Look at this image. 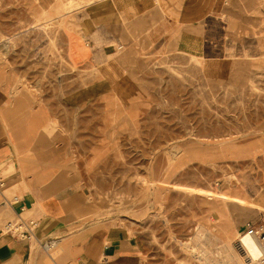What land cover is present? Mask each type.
Masks as SVG:
<instances>
[{
    "label": "rangeland",
    "instance_id": "1",
    "mask_svg": "<svg viewBox=\"0 0 264 264\" xmlns=\"http://www.w3.org/2000/svg\"><path fill=\"white\" fill-rule=\"evenodd\" d=\"M95 1L61 0L58 15L57 0H0V61L46 108L87 202L58 237L105 229L137 240L145 264H200L188 244L209 264H231L233 247L257 264L239 239L264 226V48L241 34L248 48L220 61L155 44L71 67L63 32Z\"/></svg>",
    "mask_w": 264,
    "mask_h": 264
},
{
    "label": "crops",
    "instance_id": "2",
    "mask_svg": "<svg viewBox=\"0 0 264 264\" xmlns=\"http://www.w3.org/2000/svg\"><path fill=\"white\" fill-rule=\"evenodd\" d=\"M77 15L76 27L66 26L63 32L71 67L107 57L110 61L117 52L138 53L155 44L220 61L229 50L248 48L241 34L251 35L264 48V0H96ZM13 74L0 61V171L14 167L15 173L4 177L20 201L0 211V229L24 209V218L39 223L37 236L59 239V244L46 254L33 244L0 237V264H97L102 257L110 264H145L137 240L109 235L105 229L58 237L87 209L86 198L73 172L64 174L62 149L55 147L65 143L48 129L46 108L32 105L29 91L15 89ZM248 223L253 222L244 230ZM244 241L252 242V251ZM240 246L257 262L262 250L255 238Z\"/></svg>",
    "mask_w": 264,
    "mask_h": 264
},
{
    "label": "built area",
    "instance_id": "3",
    "mask_svg": "<svg viewBox=\"0 0 264 264\" xmlns=\"http://www.w3.org/2000/svg\"><path fill=\"white\" fill-rule=\"evenodd\" d=\"M7 181L0 171V210L13 208L19 204L17 197H9L6 194ZM21 213H18L13 221H9L0 229V237L9 236L16 241L26 242L29 245L36 244L44 253L50 254L56 249L59 244V239L55 238H39L37 230L39 223L34 219L24 218ZM246 238H255L262 250L261 258L264 257V226L257 227L256 224L248 223L241 235L239 242L243 243ZM97 264H110L108 257H102Z\"/></svg>",
    "mask_w": 264,
    "mask_h": 264
},
{
    "label": "bare ground",
    "instance_id": "4",
    "mask_svg": "<svg viewBox=\"0 0 264 264\" xmlns=\"http://www.w3.org/2000/svg\"><path fill=\"white\" fill-rule=\"evenodd\" d=\"M72 4V3H71ZM73 6V4L71 5ZM89 6V5H88ZM56 14L58 15H62L64 13V11H66V8L64 7L63 3L61 2V0H57V4L54 8ZM71 11V10H70ZM47 14V12L45 13V15ZM44 15V16H45ZM68 15V14H67ZM47 19V18H46ZM49 20V19H47ZM40 19H38L37 23L33 25V28H40L39 24ZM31 30V29H30ZM9 42V41H8ZM212 235V234H210ZM256 240V239H255ZM254 241V239H253ZM107 244V243H106ZM244 244L247 246V249L249 251H252V242L250 241H244ZM185 247L187 248V250L191 253V255L193 256V258L198 261L200 264H209L208 259H207V255H206V251H204L200 246H197L195 244H188L185 245ZM239 248H241L240 243H239ZM258 248V247H257ZM236 247L231 248V257H232V261L231 264H245V262L240 258L239 254L236 251ZM242 250V249H241ZM243 251V250H242ZM244 252V251H243ZM247 257L249 258V261L252 263H257V264H264V257L261 258V254L262 252H259V255L257 256V262L252 258V256L247 252H244ZM263 255V254H262Z\"/></svg>",
    "mask_w": 264,
    "mask_h": 264
}]
</instances>
